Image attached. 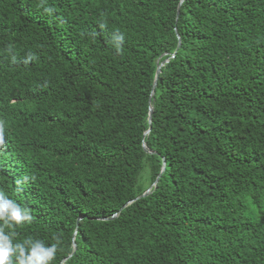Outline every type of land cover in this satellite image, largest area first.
Masks as SVG:
<instances>
[{"label":"trees","instance_id":"16d2710c","mask_svg":"<svg viewBox=\"0 0 264 264\" xmlns=\"http://www.w3.org/2000/svg\"><path fill=\"white\" fill-rule=\"evenodd\" d=\"M40 3L0 0V192L31 217L13 244L264 264V0Z\"/></svg>","mask_w":264,"mask_h":264},{"label":"clouds","instance_id":"9594fccd","mask_svg":"<svg viewBox=\"0 0 264 264\" xmlns=\"http://www.w3.org/2000/svg\"><path fill=\"white\" fill-rule=\"evenodd\" d=\"M40 7L49 15L55 11L54 8L47 6L46 0H41ZM124 41L125 37L122 33L113 32L111 42L117 52L123 50ZM8 51H12L11 47ZM3 137L4 125L0 122V146L4 143ZM30 219L29 210L26 207H21L3 192H0V221L3 222V227H0V264H51L56 255V244L46 246L40 240H27L23 243L13 244L12 241L15 239L16 233L10 231L5 234L4 232V227L11 229Z\"/></svg>","mask_w":264,"mask_h":264},{"label":"water","instance_id":"95a60500","mask_svg":"<svg viewBox=\"0 0 264 264\" xmlns=\"http://www.w3.org/2000/svg\"><path fill=\"white\" fill-rule=\"evenodd\" d=\"M165 63H166V61L163 62L162 64L158 65L157 72H156V77H155V82H154V84H153V88H152V92H151V98H152V96L154 95L155 87H156V85H157V79H158V76H159L160 73H161V68H162V66H163ZM150 103H151V99H150ZM152 114H153V108L150 106V108H149V118H148L149 126H150V127H151V123H152ZM150 127H149L148 131L145 133V136L148 135V134L150 133V131H151V128H150ZM143 149H144V151L147 152L148 154H153V153H154L153 151H151V150H149V149L147 148V146H146L145 143H143ZM164 170H165V160L163 161V166H162L161 174L164 172ZM161 174L158 176V178L156 179V181L154 182V184H153V185H152V186H151V187H150V188H149V189H148V190H147V191H146L141 197L136 198V199H134V200L128 202L127 204H125V205L121 208L120 212H121L123 209H125L128 205H130V204L134 203L135 201H137L138 199L147 197V196L150 194L151 190H152L153 188L156 187V185H157V183H158V181H159V178L161 177ZM117 216H118V214L112 216L111 219H114V218H116ZM104 220H107V219H104ZM75 251H76V244L74 243V244H73V252H72L71 255H69L66 259H64V260L61 262V264H65V262L68 261V260H69V259L75 254Z\"/></svg>","mask_w":264,"mask_h":264}]
</instances>
